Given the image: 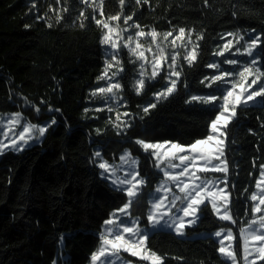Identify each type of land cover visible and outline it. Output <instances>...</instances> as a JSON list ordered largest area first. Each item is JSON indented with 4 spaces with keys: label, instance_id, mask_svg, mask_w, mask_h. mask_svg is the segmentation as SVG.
I'll use <instances>...</instances> for the list:
<instances>
[{
    "label": "trees",
    "instance_id": "trees-1",
    "mask_svg": "<svg viewBox=\"0 0 264 264\" xmlns=\"http://www.w3.org/2000/svg\"><path fill=\"white\" fill-rule=\"evenodd\" d=\"M50 5L53 9L60 7L55 0H0V113L19 111L38 124L56 120L39 143L0 155V264H53L54 260L56 264L90 263L103 221L126 199L112 190L109 181L101 178V170L90 162L96 146L110 162L125 148L141 157V174L149 183L144 189L145 202L134 215L143 217L148 207L147 193L154 190L161 174L133 141L144 138L187 145L207 135V125L215 113L209 114L205 106L186 104L185 100L210 91L200 81L214 72L206 65L217 61L212 52L225 42L220 37L252 29L264 33V0H208L209 6L204 0H149L139 8L135 0H128L125 14L135 12L133 20L146 26L145 31L184 27L203 32L204 39L200 41L199 62L193 67L183 65L178 92L147 115L141 108L153 100V92L164 81L154 82L137 96L131 86L134 65L127 63L124 51L127 71L121 83L125 86L126 107L120 111L134 117L126 136L118 137L107 123L114 114L99 98L90 96L104 83L97 82L104 53L99 43L101 29L91 18L92 9H87L89 18L81 28L76 19L83 8L79 0H68L70 11L63 14L59 24L54 11H49ZM119 11L118 0H104L105 16ZM96 15L99 18V10ZM244 58L241 56V60ZM25 98L41 109L39 116L25 105ZM41 100L46 103L41 104ZM49 107L53 111H48ZM97 107L104 110L97 112ZM262 122L264 109L239 111L228 139L229 187L235 185L230 199L236 224L219 221L209 206L199 224L187 229L185 237L163 230L151 235L148 247L165 257V264H221L219 245L210 235L221 225L232 228L238 241L239 227L251 217L248 196L255 191V180L264 164ZM97 129L102 130L101 135H97ZM141 224H147L146 218ZM124 255L134 264H146Z\"/></svg>",
    "mask_w": 264,
    "mask_h": 264
},
{
    "label": "snow or ice",
    "instance_id": "snow-or-ice-1",
    "mask_svg": "<svg viewBox=\"0 0 264 264\" xmlns=\"http://www.w3.org/2000/svg\"><path fill=\"white\" fill-rule=\"evenodd\" d=\"M55 2L60 7L53 9L50 5L49 11H54L56 23L59 24L64 19L63 14L70 9L66 6L68 0ZM127 2L118 0L120 11L105 16L104 0H79L83 8L76 18L80 21L79 26L85 28V21L89 18L86 12L91 8V18L101 29L99 43L104 53V67L97 82L104 83L92 90L90 96L99 98L107 105V111L114 114V119L109 117L107 123L118 137L126 136L128 129L133 127L134 117L128 111H120L121 107H126L125 86L121 83L127 71L124 51H127V63L134 65L131 86L137 96H142L148 87L154 86V82L164 81L162 87L153 92V100L142 106L141 111L147 115L150 109H155L178 92L184 75L183 65L186 63L188 67H193L199 62L200 41L204 39L203 32L196 33L194 29L184 27L177 29L173 26L164 32L155 28L145 31L146 26L133 20L135 12L125 14ZM147 3L149 0H135L137 8ZM204 3L209 6L208 0H204ZM98 10L99 18L96 15ZM48 26L52 27L50 23ZM253 33H256L255 29L243 34L235 31L222 35L220 39L225 43L217 45L212 55L223 59L209 62L206 67L214 72L200 81L210 91L203 95H191L185 100L186 104L205 106L209 114L215 113L207 125V135L187 145L144 138L133 141L144 153V159L156 173L161 174L154 190L147 193L148 207L143 217L134 215V210L145 202L144 189L149 183L147 176L141 174V157L125 148L118 159L110 162L101 150L93 152L90 162L101 170V178L109 181L112 190L126 199L103 221L98 233L99 243L90 255V264H133L125 253L146 264H165V257L148 247L151 235L163 230L177 237H185L187 229L199 224L203 219L202 213L209 206L219 221L236 224L230 199L235 185L233 183L229 187L228 139L239 111L264 109V68L261 67L264 63V33ZM238 56L249 59L242 61L233 58ZM224 64L232 67L226 69ZM40 103L46 102L41 100ZM25 105L32 108L37 116L41 114V109L26 98ZM102 110L101 107L95 109L97 112ZM48 111L53 109L49 107ZM55 123L53 119L41 126L29 121L19 111L0 113V155L24 151L32 143L39 142ZM261 127H264V122ZM249 132L252 133V130L249 129ZM96 133L101 135L102 130L97 129ZM218 173L222 175H215ZM244 191L247 192V188ZM248 199L252 202L249 206L251 217L239 227L238 241L232 228L227 225H221L211 234L217 238L221 264H264V164L260 165L255 191ZM144 218L146 225L141 224ZM53 264H56L55 260Z\"/></svg>",
    "mask_w": 264,
    "mask_h": 264
},
{
    "label": "rangeland",
    "instance_id": "rangeland-1",
    "mask_svg": "<svg viewBox=\"0 0 264 264\" xmlns=\"http://www.w3.org/2000/svg\"><path fill=\"white\" fill-rule=\"evenodd\" d=\"M229 39H230V38H229ZM246 39H247V37H246ZM224 43H225V42H224ZM234 50H235V49H233V51H234ZM225 55H228V54L226 53ZM243 57H245V58H244L242 61L249 59V58L246 57V56H243ZM233 58H237V59H240V60H241V56L233 57ZM222 59H223V57H218L217 62L221 61ZM223 67L226 68V69H229V68H231L232 66H229V65H227V64H224ZM102 86H103V84H102ZM6 114H8V113H6ZM51 121H52V120L44 121V122L40 123V125H41V126L46 125V124L50 123ZM41 140H42V139H41ZM41 140H40V141H41ZM40 141H39V142H40ZM39 142H34V143L31 144V146L34 145V144H37V143H39ZM27 148H28V147H27ZM98 149L100 150V147H99V146H96V147H95V150H98ZM109 183H110V182H109ZM221 187H223V185H221ZM216 231H217V230H216ZM214 232H215V231H214ZM214 232H212V233H214ZM212 233H211V234H212ZM212 237L217 241V238H215L214 236H212ZM89 264H90V263H89ZM133 264H134V263H133Z\"/></svg>",
    "mask_w": 264,
    "mask_h": 264
},
{
    "label": "crops",
    "instance_id": "crops-1",
    "mask_svg": "<svg viewBox=\"0 0 264 264\" xmlns=\"http://www.w3.org/2000/svg\"><path fill=\"white\" fill-rule=\"evenodd\" d=\"M211 235V234H210Z\"/></svg>",
    "mask_w": 264,
    "mask_h": 264
}]
</instances>
